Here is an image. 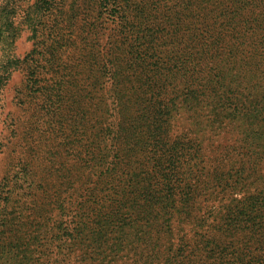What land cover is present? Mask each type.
Instances as JSON below:
<instances>
[{
	"label": "rangeland",
	"instance_id": "rangeland-1",
	"mask_svg": "<svg viewBox=\"0 0 264 264\" xmlns=\"http://www.w3.org/2000/svg\"><path fill=\"white\" fill-rule=\"evenodd\" d=\"M41 1L49 4L47 17L32 7ZM118 1L130 10L126 23L99 0H0V192L10 184L14 196L0 202L16 216L0 241V264H264V0ZM237 7L241 12L230 19ZM30 14L43 18L35 25ZM35 40H63L68 48L57 51L64 59L59 76L46 66L47 93L80 86L85 76L74 72L84 71L86 56L100 75L83 86H96L94 96L105 99L114 40H153L150 69L160 67L161 74L137 96L138 156L127 170L146 172L145 183L153 184L157 167L145 168L143 152L157 133L151 128L165 120L167 147L185 158L180 174L193 170L182 153L191 149L204 163L202 173L213 174L202 183L213 195L124 194L114 175H93L82 125L62 108L48 112L47 98L45 117L38 113L43 100L29 81L31 66L20 62ZM193 40H218L222 51L213 62L196 59ZM87 117L92 147L98 121ZM165 168L171 179L173 162ZM55 228L61 242L49 240Z\"/></svg>",
	"mask_w": 264,
	"mask_h": 264
},
{
	"label": "trees",
	"instance_id": "trees-1",
	"mask_svg": "<svg viewBox=\"0 0 264 264\" xmlns=\"http://www.w3.org/2000/svg\"><path fill=\"white\" fill-rule=\"evenodd\" d=\"M228 2H237L240 4L246 3V0H227ZM261 2L262 0H254V2ZM100 6H108L113 10L114 16L116 18L121 17L125 23L129 20L130 10L118 0H99ZM48 3L40 2L34 4L35 13L37 11H46L47 14L50 11ZM242 8L237 7L233 12L230 19L237 17L241 12ZM27 14V13H26ZM37 17V15H36ZM29 18L33 20L32 23H39L41 19L34 18L32 14ZM158 23V22H157ZM164 21H160V24ZM34 25V26H35ZM158 25V24H157ZM34 32L36 31L33 28ZM63 40H35V49L30 53L25 55L20 61L24 65L31 66V77L29 80L35 84V91L38 96H40L43 101V106L39 107V114L43 117L46 115V98L49 100L48 112L57 114L61 113V108L65 111V115L71 121L82 125L83 130V141L86 155H91L93 158L94 170L93 175L104 174V179L114 175L112 179H119V187L121 193L132 194L138 193L141 190L142 196H212L213 194L209 192V188H204L202 183L205 177H211V175H204L202 170L204 169V163L199 162L195 153L191 152V149H182V153H185L189 161L193 166V170H188L180 174V170H183V165L185 158L181 155L180 149L174 152L170 147H167L166 140L168 139L167 129L168 124L165 120H161L156 127H152L151 130L157 132L152 135V143L149 144L148 150L143 152V160H146L147 165L145 168L150 169V166L157 167V169H151L153 172V184H147V180L144 178L146 172H141L140 175L134 174L135 171L130 172L127 170V165L130 163L131 159L135 158L133 155L138 156L136 151L139 146L138 137L136 135V130H132V123L135 122V117L133 112H138L140 104L137 101V96L140 95L144 89V86L148 85V82L154 84L157 83L161 72L158 70H151V60L154 59L157 54V46L150 45L153 40H114L113 44V54L111 53V67L109 73L111 75L110 83V96L105 99L100 94L99 98L94 96V90L96 86L87 85L84 87V83L87 80L96 81L100 71L90 68L88 57L85 56L83 64L86 66L83 72H74V76L83 78L80 86L64 87L59 88L55 94L47 93L46 90V66H49L51 73H58L61 68H63L64 59L59 57L57 54L60 50L61 54L64 55L68 48L60 45ZM196 43L195 58L201 57L206 62H213L216 55L222 51V48L215 47L218 44V40H193ZM222 41V40H220ZM203 43L204 48L201 49V44ZM56 53L50 54L48 57V52L51 51L53 46H55ZM66 45V44H65ZM229 46L226 45V48ZM65 48V49H64ZM201 50V52H200ZM47 64V65H46ZM199 64L195 65L196 68ZM162 69V68H161ZM164 69V68H163ZM59 80H61L59 78ZM155 86V85H154ZM149 88V87H147ZM198 92V90H194ZM53 95V96H52ZM105 95V94H104ZM191 99L194 103L198 102L197 94H190ZM52 97V98H51ZM72 100V102L70 101ZM61 102L58 106L55 104ZM134 102V105L132 103ZM129 105V106H128ZM93 113L96 122L98 121V126H95V132L93 138L95 137L94 146H87L89 138L85 137L87 134L88 117L87 115ZM78 114V119L77 115ZM82 114V115H79ZM137 114V113H136ZM147 119L152 118L151 112L144 114ZM65 116V117H66ZM150 135L151 132L147 130ZM160 147H165L156 153L160 147H155L154 143H161ZM173 152L175 154H173ZM199 153V151H198ZM173 162L174 172L171 179L167 178V168L165 164ZM203 168V169H202ZM132 169V166L131 168ZM201 170V171H200ZM204 171V170H203ZM139 179V180H137ZM142 179V180H140ZM187 180V181H186ZM218 183H221L220 180ZM206 184V183H205ZM152 187V188H151ZM13 190L10 184H4L1 187L2 196H0V201L6 205L13 199L11 196ZM5 195V197L3 196ZM157 201L156 199L152 201L153 203ZM205 199L203 202H207ZM0 202V241L5 235L6 230L13 226V221L16 219L15 214L11 212H5L2 203ZM181 202V201H180ZM183 202V201H182ZM165 206L171 205L170 199L164 198L162 202ZM163 209L165 207H162ZM63 211V209H62ZM178 211V210H176ZM5 212V213H4ZM12 214V215H11ZM61 216V215H60ZM170 218V213L163 214L161 220L164 221ZM50 237L51 242L62 241V233L59 229H51ZM9 240V236H5L1 243H6ZM18 242L16 239L13 241ZM117 252H122L121 249H117Z\"/></svg>",
	"mask_w": 264,
	"mask_h": 264
}]
</instances>
